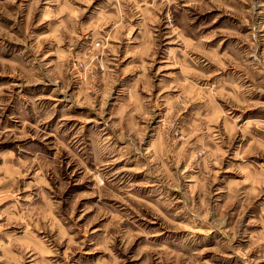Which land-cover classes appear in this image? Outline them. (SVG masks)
Instances as JSON below:
<instances>
[{"label":"rangeland","instance_id":"1","mask_svg":"<svg viewBox=\"0 0 264 264\" xmlns=\"http://www.w3.org/2000/svg\"><path fill=\"white\" fill-rule=\"evenodd\" d=\"M0 264H264V0H0Z\"/></svg>","mask_w":264,"mask_h":264}]
</instances>
